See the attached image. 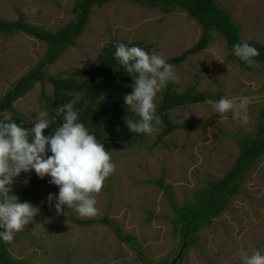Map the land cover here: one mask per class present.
<instances>
[{
  "label": "rangeland",
  "instance_id": "1",
  "mask_svg": "<svg viewBox=\"0 0 264 264\" xmlns=\"http://www.w3.org/2000/svg\"><path fill=\"white\" fill-rule=\"evenodd\" d=\"M76 1L0 0V21L13 22L23 15L29 23L56 31L75 19ZM217 3L239 24L243 41L264 44V0ZM201 32V24L184 9L165 13L145 1L114 0L93 9L76 44L69 45L48 65L47 72L61 75L74 68H90L100 59L102 48L112 41L142 40L149 45L150 54L155 51L166 59L191 47ZM212 35L207 49L173 64L175 79L167 83H177L179 92L191 88L208 91V100L214 102L222 98L239 102L248 97L249 122L239 123L231 112L221 119L212 105L200 102L171 110L166 117L181 125L162 138L160 132L167 123L160 118L151 134L138 136L130 145L97 139L109 151L115 171L105 180L101 192L94 194L98 212L92 224H77L74 218H91H81L74 207L65 205L64 214L58 215L55 202L49 206L48 195L59 194V187L50 183L51 177L41 179L34 170L22 172L10 195L40 211L34 223L14 234L9 248L14 258L30 264H146L135 249L119 239L111 225L102 222L105 216L125 233L133 234L152 259L183 255L179 264H242L244 253L259 251L264 255V152L246 174L240 193L228 209L198 231L197 245L184 247L181 230H176L171 221L172 201L181 206L197 200L211 180L229 171L239 154L237 139L256 134L264 106V67L260 63H253L255 68L251 70L241 66L235 55L230 57L224 36L218 32ZM47 46L23 31L0 30V98L44 57ZM51 92L49 80L37 82L14 101L15 112L31 124L27 129L34 126L40 112L46 111L44 95ZM160 99L159 92L154 103ZM160 177L169 185L170 194L157 183Z\"/></svg>",
  "mask_w": 264,
  "mask_h": 264
},
{
  "label": "trees",
  "instance_id": "2",
  "mask_svg": "<svg viewBox=\"0 0 264 264\" xmlns=\"http://www.w3.org/2000/svg\"><path fill=\"white\" fill-rule=\"evenodd\" d=\"M114 0H77L73 7L75 19L68 22L56 31H49L43 27L20 19L9 22L0 21V30L14 32L23 31L35 36L47 43V51L36 65L30 68L15 85L0 98V119L4 115L12 117L11 122L29 128L27 117L15 112L14 101L27 94L37 83H45L48 80L52 84V92L45 94V107L49 117L55 116V110L65 103L71 102L79 96L80 100L74 109H78V122H81L98 139L115 141L117 145H129L142 134L132 133L126 125L125 117L134 120L139 119L131 111L128 112L122 97L130 94L134 83L130 74L126 73L115 58L116 44L124 43L126 46H138L150 54L149 45L139 41H112L102 48L100 59L90 68H74L61 75H49L48 65L54 63L69 45H75L80 34L85 30L95 7H101ZM134 2H146L152 7L160 8L165 13L178 9H184L194 17L201 25L202 32L199 39L188 49L178 55H172L165 61L169 64H179L191 54L200 53L210 46L213 32L221 33L229 48L230 57L234 56V45L246 42L240 38V26L236 23L230 12L220 6L217 0H133ZM255 47L259 55L253 61L262 63L264 67V45L255 42H247ZM241 66L253 69L255 65L248 66L244 61L236 57ZM177 83L169 82L160 91L161 99L156 104V115L166 121L167 125L160 132V138L180 126L171 122L166 116L171 110L206 101L211 96L208 91H197L195 88L179 92ZM7 112H12L8 114ZM63 122L62 117H56L45 135H51L56 127ZM155 124V123H153ZM240 152L234 167L223 177L210 181L209 186L199 192L197 200L187 201L179 206L172 201L174 216L171 218L176 230H181L182 245L187 247L198 241V231L211 223V216L217 214L226 204L227 195H234L241 191L242 181L246 172L254 167L258 157L264 151V107L260 112L255 135L240 136L237 139ZM157 183L170 194L169 185L159 178ZM153 214L150 215L152 218ZM77 224H92L95 219L74 218ZM103 223L114 228L119 239L138 253V257L146 264H179L174 259H152L138 244L137 239L131 233H125L123 229L112 223L108 217L102 219ZM2 231V228H0ZM10 245L0 240V264H30L27 260H19L12 256ZM183 255L178 260L182 259ZM175 261V262H174Z\"/></svg>",
  "mask_w": 264,
  "mask_h": 264
},
{
  "label": "clouds",
  "instance_id": "3",
  "mask_svg": "<svg viewBox=\"0 0 264 264\" xmlns=\"http://www.w3.org/2000/svg\"><path fill=\"white\" fill-rule=\"evenodd\" d=\"M128 43L131 44V40ZM114 55L124 71L134 80L130 85L133 91L124 97V104L128 112L131 111L139 119L125 117L127 128L132 133L151 134L154 131L153 123H160V117L155 114V97L168 81L175 79L174 66L165 61L168 57L164 59L155 51L149 54L138 46L129 47L119 42L116 44ZM234 55L250 67L253 63H258L253 61V58L259 55L258 50L247 42L235 44ZM79 100L80 97L77 96L71 102L63 104L55 110V116L51 118L48 112H40L30 130L11 122L10 115H4L3 119H0V228L4 229L0 231V240L4 243L11 244L14 234L21 232L29 223H34V218L40 211L31 203L19 202L18 197L10 195L15 179L22 172L31 173L34 170L41 179L51 177L50 183L59 187V194L58 197L56 194H49L47 200L49 206L55 202L54 207L58 215L64 214L65 205L68 209L74 207L81 218L97 215L94 194L101 192L105 180L115 171V165L104 145L95 135L89 133L83 123L78 122L79 110L74 109V105ZM201 102L212 105L221 119L231 112L239 123L246 125L249 122L246 114L250 103L248 97L240 98L239 102L228 98L216 102ZM56 117H62L63 122L51 135L46 136L45 130L55 123ZM49 151L51 156L48 155ZM24 183L27 185L28 180ZM235 195H227L225 206L211 216V223L223 210L228 209ZM179 257L173 259L178 262ZM241 260L242 264H264V255L253 251L251 255L242 254Z\"/></svg>",
  "mask_w": 264,
  "mask_h": 264
}]
</instances>
